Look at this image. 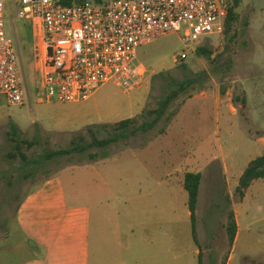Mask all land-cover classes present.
<instances>
[{
    "label": "rangeland",
    "instance_id": "374dc122",
    "mask_svg": "<svg viewBox=\"0 0 264 264\" xmlns=\"http://www.w3.org/2000/svg\"><path fill=\"white\" fill-rule=\"evenodd\" d=\"M16 6V0L5 1L4 24L21 57L27 96L21 105L0 103V231L12 228L14 237L7 252L0 253V264L25 255L14 247L19 237L13 220L16 198L64 168L72 171L60 172L68 193L81 190L78 199L96 201L92 219L105 240L92 241L90 264H171L166 251L172 245L178 251L173 264H197L195 250L205 247L213 250L211 264H221V255L230 249L224 223L233 208L238 210L240 237L229 264H264V178L254 181L241 202L232 177L264 149V143L256 141L264 134V0L241 1L234 39L213 31L185 45L182 32L168 33L138 48L137 58L147 70L140 88L125 92L109 81L94 96L67 104L45 99L33 54L40 26L35 19L16 17ZM252 18L256 24L241 34L244 20ZM202 45L212 50L210 59L195 53ZM180 51L187 52L186 59L174 62ZM192 75L196 91H189L194 94H181L169 105L168 110L183 100L175 117L166 123L164 115L147 131L90 149L97 154L94 158L87 153L59 157L25 179V172L18 170L19 158L7 156L14 144L7 135L12 123L20 137L37 141L22 146L24 153L36 156L42 149L68 147L78 132L90 141L89 127L97 138L107 137L110 125L156 107L168 93L171 77ZM164 124L166 130L160 132ZM195 169L202 180L194 219L196 241L182 185L184 172ZM8 181H13L12 187ZM200 258L208 264L202 254Z\"/></svg>",
    "mask_w": 264,
    "mask_h": 264
},
{
    "label": "built area",
    "instance_id": "2783aa9c",
    "mask_svg": "<svg viewBox=\"0 0 264 264\" xmlns=\"http://www.w3.org/2000/svg\"><path fill=\"white\" fill-rule=\"evenodd\" d=\"M0 0V103L21 105L27 96L18 48L6 35ZM20 19L40 26L33 54L46 100L82 101L109 81L125 92L143 82L139 47L168 33L185 45L221 32L231 0H16ZM187 57L175 54V62Z\"/></svg>",
    "mask_w": 264,
    "mask_h": 264
},
{
    "label": "crops",
    "instance_id": "0c3cea01",
    "mask_svg": "<svg viewBox=\"0 0 264 264\" xmlns=\"http://www.w3.org/2000/svg\"><path fill=\"white\" fill-rule=\"evenodd\" d=\"M241 1L242 0H240V3ZM237 13L239 19V12L237 11ZM235 23L232 28L233 35L230 33L227 35L229 36L230 40L236 37V31L234 29ZM255 24L256 19H245L242 31H240V33L242 34L243 31L252 28ZM242 40L248 41V38L244 37ZM204 47L207 48L206 46ZM139 62L145 71L143 76L144 80L147 70L144 63H142L140 60ZM103 85L90 97L94 96L97 91L103 87ZM141 85L136 88H140ZM80 102L83 101L67 103ZM92 123H94V121ZM256 141L258 143H264V137L261 135ZM246 165L240 170L232 173L235 189L238 185V178ZM61 171L72 172L68 170V168H64L58 172L50 173L37 181L30 189L16 198V205L13 211V220L19 237L16 238L17 243L14 247L21 248V250L25 252V255L22 258L5 264H90L92 241L94 240L96 244L104 243L105 238H100L103 233L100 232L99 228H97V225L93 223L92 219L91 207L92 204L96 203V201L78 199V197L81 195V190H79V192L76 191L72 195L68 193L66 185L60 176ZM187 171L198 170L195 169ZM166 176L167 175L165 174V177ZM228 176L229 174L225 176V180L228 184H230ZM254 181L255 180H253L249 187L244 191V195L240 198L241 202L245 199L247 191L253 185ZM201 182L202 180H200V188ZM3 201L4 200H2V202ZM231 210L234 213L236 232L229 251H227L223 256L221 255V264L222 262L223 264L230 263L232 246L240 237L238 210L236 208ZM12 237V228L10 231H7L6 229L0 231V253L7 252L6 248H8V245L13 241ZM168 251L171 255V264H173V261L177 260L178 251L175 249V247H173V245L170 246V249H168L166 252ZM195 251L198 257L202 254L203 263L205 260H207L208 264H211L212 259H215L212 257L213 250L211 247H205L203 250L196 249ZM161 252L163 251H160V253ZM122 264L124 263L122 262Z\"/></svg>",
    "mask_w": 264,
    "mask_h": 264
},
{
    "label": "trees",
    "instance_id": "16d2710c",
    "mask_svg": "<svg viewBox=\"0 0 264 264\" xmlns=\"http://www.w3.org/2000/svg\"><path fill=\"white\" fill-rule=\"evenodd\" d=\"M72 1H82V0H61L63 4H68ZM240 0H231L230 5L228 7V12L223 21V29L222 32L224 35H228L234 23L238 19V13L236 8L238 7ZM233 35V34H232ZM232 37V36H231ZM195 53L199 56H205L210 59L212 55V50L205 48L204 46H197L195 48ZM213 59V58H212ZM197 79L195 76H186L183 79L177 80L174 78H170L168 81L169 91L162 98H160L157 102V106L154 108H144L140 114L135 117L126 118L120 120L112 125V132L109 133L107 137L97 138L94 134L93 128H86V131L92 135L90 141H84V135L82 132H78L76 136L71 139L70 145L65 148L59 149H42L41 153H38L36 156H29L22 151V146L26 145L27 147L32 146L35 142L33 140H27L25 138L20 137L18 127L13 123L10 124L9 129L7 131V135L10 137L14 144L11 146V150L7 152V156L11 159L18 157L20 164L18 165V170L24 171L25 173L22 175L23 178H28L34 171L38 168L42 167L48 161L55 160L59 157L70 156L78 153H87L90 158H94L97 156L96 153L90 152L92 148H104L107 147L110 143L127 136L128 133H136L138 131H147L157 125V123L163 118L165 115L166 123L169 122L173 117L177 115L180 110V105L182 102L178 103L175 107L168 110L169 105L177 100V98L181 94H185L187 97H191L194 93L189 91L190 89L196 91L195 83ZM243 105H245V98L242 97ZM148 117V118H147ZM138 118H142L143 120L139 122L138 125L133 127L132 130L126 131L130 125L137 122ZM147 118V119H145ZM167 124H164L160 128V132H164L166 130ZM264 137V134L262 135ZM30 169V170H29ZM264 178V150L261 154L255 156L251 159L246 167L243 169L242 173L238 178V185L236 187V192L241 198L244 195V191L249 187L251 182L256 179ZM201 180V173L198 171H185L183 175V188L187 192V206L190 214V218L192 221V235L194 240L196 241V231H195V211L198 199V191L199 184ZM11 187L13 186V181L7 182ZM225 231L228 239V243L231 246L234 240L235 232H236V222L234 219V213L232 210L227 211V218L225 222ZM198 264L201 263L200 255L198 257Z\"/></svg>",
    "mask_w": 264,
    "mask_h": 264
}]
</instances>
